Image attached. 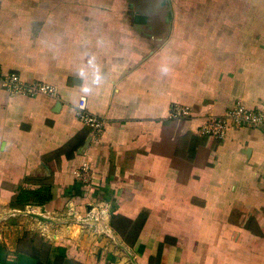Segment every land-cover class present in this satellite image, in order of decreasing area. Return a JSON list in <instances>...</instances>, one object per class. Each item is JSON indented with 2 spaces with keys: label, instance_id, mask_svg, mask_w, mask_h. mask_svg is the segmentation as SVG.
Segmentation results:
<instances>
[{
  "label": "crops",
  "instance_id": "crops-1",
  "mask_svg": "<svg viewBox=\"0 0 264 264\" xmlns=\"http://www.w3.org/2000/svg\"><path fill=\"white\" fill-rule=\"evenodd\" d=\"M0 68L57 92L0 90V264H264V125L197 129L264 112V0H0Z\"/></svg>",
  "mask_w": 264,
  "mask_h": 264
},
{
  "label": "built area",
  "instance_id": "built-area-1",
  "mask_svg": "<svg viewBox=\"0 0 264 264\" xmlns=\"http://www.w3.org/2000/svg\"><path fill=\"white\" fill-rule=\"evenodd\" d=\"M0 90L9 96H37L48 95L57 97L56 89L50 83L43 80L27 81L23 79L15 71H3L0 68ZM76 117L84 124L89 126L94 136H96L105 125L104 118L90 112L86 107L85 99H79L75 106ZM190 113L186 107H180L176 104L170 107V116L183 119L189 116ZM263 126L264 112L250 109L242 105H235L227 110L223 115H208L203 118L202 122L197 126L198 132L223 138L229 126ZM107 206H99L86 210L81 216V222L84 226H89L98 233L109 234V229L102 219L108 211Z\"/></svg>",
  "mask_w": 264,
  "mask_h": 264
},
{
  "label": "clouds",
  "instance_id": "clouds-1",
  "mask_svg": "<svg viewBox=\"0 0 264 264\" xmlns=\"http://www.w3.org/2000/svg\"><path fill=\"white\" fill-rule=\"evenodd\" d=\"M161 71H162L163 73L167 74V72H168V68H167L166 66H165V67H162ZM81 75H83V70L81 71ZM100 80H101V76H100V74H99V70L97 69V70L95 71V73H94V80H93V82H94V83H99ZM83 90H84L85 92H88L90 89L87 88V87H85Z\"/></svg>",
  "mask_w": 264,
  "mask_h": 264
},
{
  "label": "trees",
  "instance_id": "trees-1",
  "mask_svg": "<svg viewBox=\"0 0 264 264\" xmlns=\"http://www.w3.org/2000/svg\"><path fill=\"white\" fill-rule=\"evenodd\" d=\"M25 197V194L24 193H21V194H19V196H18V199H19V201H20V198L22 199V198H24ZM42 200H38V201H36L37 203H40Z\"/></svg>",
  "mask_w": 264,
  "mask_h": 264
}]
</instances>
